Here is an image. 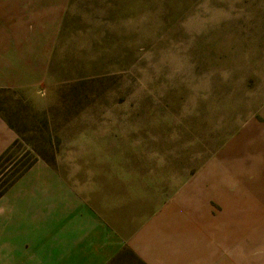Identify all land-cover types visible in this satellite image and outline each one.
Returning a JSON list of instances; mask_svg holds the SVG:
<instances>
[{
	"label": "rangeland",
	"instance_id": "374dc122",
	"mask_svg": "<svg viewBox=\"0 0 264 264\" xmlns=\"http://www.w3.org/2000/svg\"><path fill=\"white\" fill-rule=\"evenodd\" d=\"M0 74V185L42 160L144 264H264V0H0Z\"/></svg>",
	"mask_w": 264,
	"mask_h": 264
},
{
	"label": "crops",
	"instance_id": "0c3cea01",
	"mask_svg": "<svg viewBox=\"0 0 264 264\" xmlns=\"http://www.w3.org/2000/svg\"><path fill=\"white\" fill-rule=\"evenodd\" d=\"M17 86L0 74V89ZM16 140L0 113V155ZM121 248L111 228L42 160L0 196V264H108Z\"/></svg>",
	"mask_w": 264,
	"mask_h": 264
},
{
	"label": "trees",
	"instance_id": "16d2710c",
	"mask_svg": "<svg viewBox=\"0 0 264 264\" xmlns=\"http://www.w3.org/2000/svg\"><path fill=\"white\" fill-rule=\"evenodd\" d=\"M16 146V141L13 143V145L11 147H9L3 154L0 155V172L3 170V166L10 161L11 159V151L12 149ZM31 165V164H30ZM30 165H26V167L19 171L17 174H15V176L13 178H11L10 180L4 181L1 185H0V196L4 193V191L12 184V182L17 179ZM12 167V166H11ZM2 168V169H1ZM124 256H127V258L132 259L133 262H135L136 264H144L142 261L138 260L135 255L123 248L119 251V253L108 263V264H115L116 262L122 260V258H124Z\"/></svg>",
	"mask_w": 264,
	"mask_h": 264
}]
</instances>
